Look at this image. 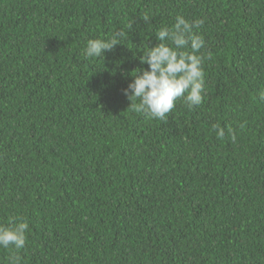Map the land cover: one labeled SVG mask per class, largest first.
Returning a JSON list of instances; mask_svg holds the SVG:
<instances>
[{"label":"trees","instance_id":"16d2710c","mask_svg":"<svg viewBox=\"0 0 264 264\" xmlns=\"http://www.w3.org/2000/svg\"><path fill=\"white\" fill-rule=\"evenodd\" d=\"M177 15L204 99L152 119L122 90ZM262 93L264 0H0V226L29 224L0 264H264Z\"/></svg>","mask_w":264,"mask_h":264},{"label":"clouds","instance_id":"9594fccd","mask_svg":"<svg viewBox=\"0 0 264 264\" xmlns=\"http://www.w3.org/2000/svg\"><path fill=\"white\" fill-rule=\"evenodd\" d=\"M147 19L145 16V22ZM203 24L202 19L190 22L184 16L177 15L170 28L165 26L158 29L156 40L159 43L147 46L139 56V63L147 65V68L134 71L136 75L122 90L130 101L128 108L152 119L165 120L181 98L190 109L202 104L205 90L204 57L198 53L205 46V39L199 34ZM126 38L128 33L120 30L113 33L110 39H89L83 56L85 59L103 58L106 52L122 45ZM261 99H264V93ZM213 130L218 138H224L225 129L220 125H213ZM232 138L235 139V135ZM28 231L29 224L23 218L15 221L11 227L0 226V247L24 248ZM20 262L18 255L9 257V264Z\"/></svg>","mask_w":264,"mask_h":264}]
</instances>
